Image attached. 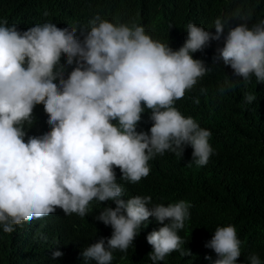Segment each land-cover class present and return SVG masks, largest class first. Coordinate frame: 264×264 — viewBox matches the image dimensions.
<instances>
[{
  "label": "clouds",
  "instance_id": "obj_1",
  "mask_svg": "<svg viewBox=\"0 0 264 264\" xmlns=\"http://www.w3.org/2000/svg\"><path fill=\"white\" fill-rule=\"evenodd\" d=\"M193 15L197 19L186 26V41L176 40L172 48L136 23L114 24L99 16L90 21L83 42L75 29L39 24L40 19L25 25L24 32L0 23V225L5 233L55 211L84 217L94 199L111 200L116 207L96 216L111 237L88 245L74 261L111 264L114 250L126 252L143 233L153 262L179 253L187 264H261L257 252L244 250L233 222L201 215L192 227L187 202L168 205L129 190L166 151L197 166L209 162L215 129L207 122L210 112L199 104V85L193 87L209 72L200 51L212 47L217 68L232 69L255 89L263 88L256 80L264 82V20L248 25L242 17L244 23L231 27L220 16L204 20L208 10ZM212 26L215 34L208 32ZM222 38L223 47L217 42ZM66 61L77 66L64 79ZM258 93L245 94L244 100L251 103ZM39 104L51 131L25 142L24 125L32 123ZM114 168L122 173L124 195ZM150 217L163 227L147 235L144 223Z\"/></svg>",
  "mask_w": 264,
  "mask_h": 264
},
{
  "label": "trees",
  "instance_id": "obj_2",
  "mask_svg": "<svg viewBox=\"0 0 264 264\" xmlns=\"http://www.w3.org/2000/svg\"><path fill=\"white\" fill-rule=\"evenodd\" d=\"M204 10L209 11L204 20L220 16L231 27L244 23L242 17L248 25L264 20V0H0V23L15 24L24 32L28 30L25 25L40 19L39 24L50 22L61 29H75L77 39L83 42L90 21L99 16L114 24L136 23L153 40L172 48L174 41H186V26L197 19L194 13ZM43 13H48V19L39 17ZM215 31L213 26L208 28L212 34ZM217 42L223 47V38ZM212 52V47L200 51V60L209 72L193 86L199 85V104L210 112L207 122L215 129L209 162L197 166L184 155L178 157L166 151L149 164V175L129 184V190L148 193L157 201L166 200L168 205L187 202L192 227L198 225L201 215L209 220L219 215L233 222L239 230L238 238L240 234L243 238L244 250L257 252L264 264V82L256 80L263 88L255 89L254 82L236 77L232 69L217 68ZM63 65V78L67 79L77 65H68L67 61ZM251 93L258 94H252L256 99L248 103L244 96ZM185 111L199 112L196 108ZM47 121L44 105H36L32 123L24 125L25 142L51 131ZM114 171L124 195L122 173L119 168ZM109 206L114 208L116 204L94 199L84 217L55 211L14 226L12 233H5L0 225V264H80L74 259L88 245L111 237L108 228L96 219ZM144 227L148 235L163 225L150 217ZM63 250V255L54 258V252ZM151 251L152 246L140 233L126 252L113 251L111 264H187L179 253L153 262L148 256Z\"/></svg>",
  "mask_w": 264,
  "mask_h": 264
}]
</instances>
